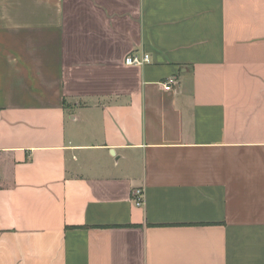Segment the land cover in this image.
<instances>
[{
    "label": "crops",
    "instance_id": "obj_1",
    "mask_svg": "<svg viewBox=\"0 0 264 264\" xmlns=\"http://www.w3.org/2000/svg\"><path fill=\"white\" fill-rule=\"evenodd\" d=\"M241 233L264 0H0V264H232Z\"/></svg>",
    "mask_w": 264,
    "mask_h": 264
},
{
    "label": "rangeland",
    "instance_id": "obj_2",
    "mask_svg": "<svg viewBox=\"0 0 264 264\" xmlns=\"http://www.w3.org/2000/svg\"><path fill=\"white\" fill-rule=\"evenodd\" d=\"M244 238L237 235L236 251L237 255L232 264H259L261 259H264V251H260V244L255 241L263 240L264 233H241ZM247 240H251L250 244H246ZM246 250L248 255L246 254Z\"/></svg>",
    "mask_w": 264,
    "mask_h": 264
},
{
    "label": "built area",
    "instance_id": "obj_3",
    "mask_svg": "<svg viewBox=\"0 0 264 264\" xmlns=\"http://www.w3.org/2000/svg\"><path fill=\"white\" fill-rule=\"evenodd\" d=\"M151 61V56L149 53L144 52L140 54L137 51H134L127 55L125 59V63L127 65H134V66H143ZM174 79H169V81L164 83L165 89L170 90L172 89V84L174 83ZM134 201L137 205H142L144 203V190L138 188L134 191Z\"/></svg>",
    "mask_w": 264,
    "mask_h": 264
}]
</instances>
